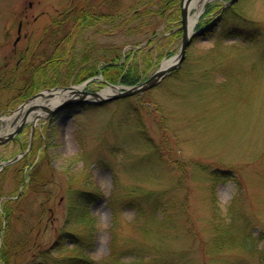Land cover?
<instances>
[{
	"label": "rangeland",
	"instance_id": "rangeland-1",
	"mask_svg": "<svg viewBox=\"0 0 264 264\" xmlns=\"http://www.w3.org/2000/svg\"><path fill=\"white\" fill-rule=\"evenodd\" d=\"M149 1L84 5L128 16ZM227 1H190V19L200 9L197 24L217 26L192 40L180 67L153 89L36 123L30 151L0 170V201L25 191L18 170L24 185L37 178V196L18 203L7 240L1 220L0 252L15 251L10 264H264V0ZM81 4L0 0V119L37 92L48 106L58 90L87 81L91 93L128 87L102 73L84 77L115 54L141 50L140 83L180 48L167 15L51 25ZM17 36L30 39L14 46ZM22 85L33 92L19 97ZM30 130L0 146V163L26 150Z\"/></svg>",
	"mask_w": 264,
	"mask_h": 264
},
{
	"label": "trees",
	"instance_id": "trees-1",
	"mask_svg": "<svg viewBox=\"0 0 264 264\" xmlns=\"http://www.w3.org/2000/svg\"><path fill=\"white\" fill-rule=\"evenodd\" d=\"M152 1H153V3H157L156 4L157 5L156 11L150 10V8L152 6L150 4V2H151V0H150L148 3V6L144 10L133 11L132 14L128 15V16H115V15L108 14V13L102 14V15L97 14L96 12L90 10L87 6L84 5L86 3V0H82V4L80 7L76 8V5L75 6H69L67 9H65L62 12V14L59 15V17L63 16L60 20L61 23L63 21L65 22L67 20H69V21L70 20H79L81 25L83 22L92 21L95 24L118 22L120 26H123V25H125V23H129L133 19L138 18V15H143V17L151 15L154 17H161V18H164L167 15L168 18L171 19L170 21H173L174 23H176L177 26L180 25L179 24V20H180L179 1L180 0H152ZM211 9H212L211 6L208 5L207 12H209ZM226 9H228V7ZM204 26H206V23L201 22V23L196 25L195 29L201 30L204 28ZM98 29H100V27ZM178 33H180V32L170 33V36L178 37V35H177ZM196 38L197 37H194L192 40H195ZM139 52H141V50H139L138 52H135V53L134 52H128L126 56H119L120 54L119 55L115 54L111 58L112 61L109 64H105L102 67L98 68L97 70L90 71L84 77H88L90 75L92 76L97 72V74L102 73L103 75H105L106 78L113 83L117 82L119 84L129 85V86L138 84L140 78L138 77L137 73H135V71L137 69L136 59L138 58ZM129 59H132L133 61L128 64L127 62L129 61ZM118 60H120V64H118ZM56 61L57 60H55L54 62H56ZM48 62L50 63L51 61H48ZM65 68H66L65 76H67L68 75L67 74L68 73L67 68H69V65L65 66ZM18 76H22V75L19 74ZM40 78H41V76H39V79ZM21 81H22V79H21ZM33 82H35L34 79H33ZM35 86L38 88L37 85H35ZM24 87L25 88L21 89V91H20V93L25 92L24 95H19V97H21V98H23L26 94L29 95L33 92L32 87L28 86V88H26L25 85H24ZM17 172H18V176L15 177V179L17 180L16 181L17 185L22 186V189L25 188V191L22 192L21 194H19L18 196L14 195V197H15L14 199L5 198V199L0 201V226L2 225L1 220L4 221V225H5L4 236H6V240L8 238L9 232L12 231V226H13V222H14L13 212L16 210L18 203L21 202L28 194L33 195V198L34 197L36 198V196H37L36 191L32 187L33 182H37L36 175L30 174L29 179H28L29 180L28 184L24 185L22 178H21V175H22L21 171L18 170ZM15 174H16V171H15ZM2 175H3V171L0 173V199L4 196L2 191H1L2 190L1 189V182H2L1 177H2ZM31 229L32 228L29 229V232L31 231ZM219 239H220V242L223 241V242L227 243L229 241V239H224V238H219ZM14 255H15V251L12 254H7L5 252V250L0 252V264L2 262L4 264H10L9 259Z\"/></svg>",
	"mask_w": 264,
	"mask_h": 264
},
{
	"label": "water",
	"instance_id": "water-1",
	"mask_svg": "<svg viewBox=\"0 0 264 264\" xmlns=\"http://www.w3.org/2000/svg\"><path fill=\"white\" fill-rule=\"evenodd\" d=\"M191 0H185L182 2L181 11H180V23L181 26L178 30H181V44L180 49L175 57H173L172 62L166 67L160 66L150 77H148L144 82L129 86V87H119L114 85H108L114 90V93L107 95L106 97H101L98 93H89L87 91H75L73 88L68 90L71 92V95L67 97L62 103L54 105L53 108H50L45 105L38 104V101L44 98V93L38 92L35 95L31 96L28 100L19 105V107L12 111L11 114L21 113V117L16 125V127L9 133L4 136H0V145L7 144L10 142L24 127V125L29 121L28 117L37 112L36 116L32 119V129L34 128L35 122L39 119H48L51 115L58 111H62L65 108H70L73 106H78L81 104H102L110 102L112 100H117L119 98H126L133 95H138L144 91L155 87L167 74L171 71L177 69L180 64L183 62L186 54V50L190 44V40L193 36L203 35L204 32L212 30L215 26V23L208 26L203 31L193 30L195 22H189V3ZM237 0H230V4L235 3ZM39 112V113H38ZM19 156L14 157L8 162L3 163V165H8L15 162Z\"/></svg>",
	"mask_w": 264,
	"mask_h": 264
},
{
	"label": "bare ground",
	"instance_id": "bare-ground-1",
	"mask_svg": "<svg viewBox=\"0 0 264 264\" xmlns=\"http://www.w3.org/2000/svg\"><path fill=\"white\" fill-rule=\"evenodd\" d=\"M199 11H200V9H199ZM199 11H197L196 12V14L194 15V17H193V19H192V22H195V20H196V18H197V16H198V13H199ZM171 63V61L170 60H168V61H163V63L161 64L162 65V67H166L167 65H169ZM97 80L99 79V78H96ZM84 86H86V85H84V84H81V85H79V86H77V88L76 89H78V91H82L83 90V88H84ZM71 88H73L74 89V87H71ZM65 90H68V89H62V90H58L56 93H55V95H54V97H53V99L49 102V107L50 108H53L54 107V105L55 104H57L58 102H61L63 99H65L66 97H68V94H67V92L68 91H65ZM114 90L111 88V87H106L103 91H101V92H99V95L101 96V97H106L107 95H109L110 93H112ZM55 103V104H54ZM38 104H42V99H40L39 101H38ZM43 105V104H42ZM39 113V112H38ZM36 114H37V112H34L33 114H31L29 117H28V119L29 120H32L35 116H36ZM14 114H12L11 116H10V118L9 119H11V118H13V117H19V115L17 116V115H14ZM20 115H21V113H20ZM7 119V117L6 118H2V121L3 122H7L8 120H6ZM10 129L9 128H7L6 129V132H2V134L3 135H5L8 131H9Z\"/></svg>",
	"mask_w": 264,
	"mask_h": 264
},
{
	"label": "flooded vegetation",
	"instance_id": "flooded-vegetation-1",
	"mask_svg": "<svg viewBox=\"0 0 264 264\" xmlns=\"http://www.w3.org/2000/svg\"><path fill=\"white\" fill-rule=\"evenodd\" d=\"M29 6H31V5H29ZM57 22H58V24H60L61 23V21H52V23H51V25L53 26V25H55L56 27H58V26H60V25H56L57 24ZM22 25V24H21ZM21 25L19 24V33H20V29H21ZM21 39H30V37H28V36H24V37H20V36H17L16 38H15V41H14V43H13V45L14 46H16V44L21 40ZM26 49H27V47H26ZM20 63V62H19ZM16 66V65H15ZM16 68H17V66H16Z\"/></svg>",
	"mask_w": 264,
	"mask_h": 264
}]
</instances>
